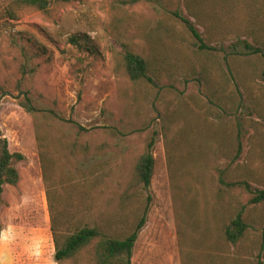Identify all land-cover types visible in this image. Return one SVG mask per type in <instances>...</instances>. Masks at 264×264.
<instances>
[{
	"label": "rangeland",
	"instance_id": "obj_1",
	"mask_svg": "<svg viewBox=\"0 0 264 264\" xmlns=\"http://www.w3.org/2000/svg\"><path fill=\"white\" fill-rule=\"evenodd\" d=\"M48 2L0 0V135L26 157L0 207V264H57L46 187L89 191L72 232L102 226L122 238L148 206L133 264H264V205L221 188L217 174L264 189V0ZM177 13L216 50L199 51ZM75 35L96 54L72 46ZM127 52L146 58L153 83L130 80ZM153 138L143 190L135 167ZM242 208L249 230L233 245L224 227ZM65 264L95 263L89 248Z\"/></svg>",
	"mask_w": 264,
	"mask_h": 264
},
{
	"label": "trees",
	"instance_id": "obj_2",
	"mask_svg": "<svg viewBox=\"0 0 264 264\" xmlns=\"http://www.w3.org/2000/svg\"><path fill=\"white\" fill-rule=\"evenodd\" d=\"M153 0H128V4L137 5L140 3H150ZM29 7L47 10L48 0H23ZM177 18L186 26L193 38L196 40L195 46L199 51H215L203 39L200 32L190 19L177 13ZM70 44L81 52L96 54L93 40L88 35H75L70 39ZM246 48L252 54L262 53V49L255 48L248 43ZM125 67L127 75L132 82L145 80L153 83L148 73L149 63L146 58L133 52H127L125 57ZM20 105L29 113L35 114L36 109L29 97H24ZM79 132L85 129L74 123ZM236 149L233 162L240 160L243 151L241 142L240 127L237 131ZM156 140L153 138L148 145V150L141 156L135 167L134 184L142 186L143 190H149L155 173L156 161L154 157V147ZM264 151V150H263ZM26 160L21 153H12L9 149V142L0 135V207L3 203V195L7 186L17 187L21 182L19 165ZM40 160L44 173V180L47 181L46 157L41 152ZM218 183L221 188L228 191H243L249 195L250 206L264 205V189H254L248 179L228 180V169H217ZM263 184V181H260ZM46 196L49 206L51 232L55 243V260L57 264H65L73 260L81 252L91 249L95 264H133L134 250L139 239V234L147 222V212L149 207L145 206L142 213L135 219L131 231L126 236L119 238L105 231L102 226L79 228L72 232L74 217L82 202L89 198L90 193L84 187H46ZM128 198L127 201L128 202ZM124 204V202H122ZM246 209L242 208L236 216L231 217L225 225L224 236L228 243L237 245L246 237L249 224L245 217ZM0 222V237L2 234ZM264 246V244H263Z\"/></svg>",
	"mask_w": 264,
	"mask_h": 264
}]
</instances>
